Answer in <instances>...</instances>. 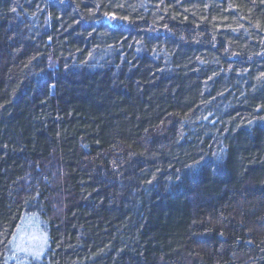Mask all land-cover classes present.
Segmentation results:
<instances>
[{
	"label": "trees",
	"instance_id": "16d2710c",
	"mask_svg": "<svg viewBox=\"0 0 264 264\" xmlns=\"http://www.w3.org/2000/svg\"><path fill=\"white\" fill-rule=\"evenodd\" d=\"M0 264H264V0H0Z\"/></svg>",
	"mask_w": 264,
	"mask_h": 264
},
{
	"label": "rangeland",
	"instance_id": "374dc122",
	"mask_svg": "<svg viewBox=\"0 0 264 264\" xmlns=\"http://www.w3.org/2000/svg\"><path fill=\"white\" fill-rule=\"evenodd\" d=\"M32 237H36V236H35V235H31V236H30V240H31ZM20 238H21V237H20ZM21 240H22V239H21Z\"/></svg>",
	"mask_w": 264,
	"mask_h": 264
}]
</instances>
